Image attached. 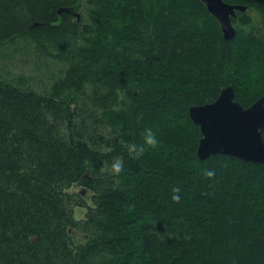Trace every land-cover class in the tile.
<instances>
[{"label":"trees","instance_id":"16d2710c","mask_svg":"<svg viewBox=\"0 0 264 264\" xmlns=\"http://www.w3.org/2000/svg\"><path fill=\"white\" fill-rule=\"evenodd\" d=\"M223 1L229 41L200 0H0V48L63 65L42 94L0 76V264H264V168L200 161L188 115L264 94V0Z\"/></svg>","mask_w":264,"mask_h":264},{"label":"water","instance_id":"95a60500","mask_svg":"<svg viewBox=\"0 0 264 264\" xmlns=\"http://www.w3.org/2000/svg\"><path fill=\"white\" fill-rule=\"evenodd\" d=\"M200 1L219 23L224 40L234 39L236 30L231 19L236 18V12H245L247 8L223 0ZM57 13L70 14L77 21L80 20V14L69 8L59 9ZM38 25L31 24L30 28ZM188 115L201 134L196 151L200 161L211 156L226 155L264 168V94L251 106L243 108L234 100L233 87L227 86L214 101L191 106Z\"/></svg>","mask_w":264,"mask_h":264},{"label":"rangeland","instance_id":"374dc122","mask_svg":"<svg viewBox=\"0 0 264 264\" xmlns=\"http://www.w3.org/2000/svg\"><path fill=\"white\" fill-rule=\"evenodd\" d=\"M87 0H77L78 11L81 13V24L86 23L88 19L86 14ZM80 21V20H79ZM81 29V25L79 30ZM16 52L14 50H19ZM21 44L10 47L5 45L0 48V76L6 81L20 84L19 78H25L23 87L33 90L36 93L42 94L50 84L52 77L57 76L59 71L63 68L62 63L46 59L41 55L27 53L26 48L22 50ZM69 193H81L86 202L90 204L91 192L87 191L82 185L75 184L68 189ZM86 212L85 208H74V217L82 219ZM72 240L75 244L82 242V237L74 230L69 231Z\"/></svg>","mask_w":264,"mask_h":264},{"label":"clouds","instance_id":"9594fccd","mask_svg":"<svg viewBox=\"0 0 264 264\" xmlns=\"http://www.w3.org/2000/svg\"><path fill=\"white\" fill-rule=\"evenodd\" d=\"M146 143L148 145H155L157 143L155 137L152 135V134H147L146 137ZM122 167H123V164L121 161L117 160L115 163H113L112 165V171L114 173H119L121 170H122ZM178 191V190H177ZM173 199H176L178 200L179 199V196H174Z\"/></svg>","mask_w":264,"mask_h":264},{"label":"flooded vegetation","instance_id":"af4514ba","mask_svg":"<svg viewBox=\"0 0 264 264\" xmlns=\"http://www.w3.org/2000/svg\"><path fill=\"white\" fill-rule=\"evenodd\" d=\"M79 22V21H78Z\"/></svg>","mask_w":264,"mask_h":264}]
</instances>
